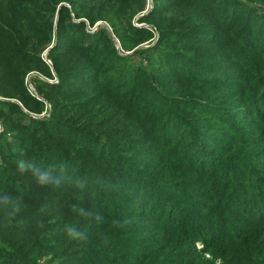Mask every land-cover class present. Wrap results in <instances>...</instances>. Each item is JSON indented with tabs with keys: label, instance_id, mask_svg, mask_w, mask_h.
<instances>
[{
	"label": "trees",
	"instance_id": "16d2710c",
	"mask_svg": "<svg viewBox=\"0 0 264 264\" xmlns=\"http://www.w3.org/2000/svg\"><path fill=\"white\" fill-rule=\"evenodd\" d=\"M113 3L127 6L122 25L101 11ZM137 6L147 0H0V264H264V157L252 158L264 143V0H154L150 28L128 21ZM84 18L112 24L137 63ZM200 45L224 57L206 61ZM34 70L57 79L38 81L49 119L10 101L30 107ZM105 106L121 128L61 120ZM21 161L53 168L52 182Z\"/></svg>",
	"mask_w": 264,
	"mask_h": 264
},
{
	"label": "rangeland",
	"instance_id": "374dc122",
	"mask_svg": "<svg viewBox=\"0 0 264 264\" xmlns=\"http://www.w3.org/2000/svg\"><path fill=\"white\" fill-rule=\"evenodd\" d=\"M110 1H112V0H110ZM115 2H116V0H115ZM127 4H129V3H127ZM120 5H122V6H120ZM153 5H154V0H147V7L145 8L146 10H142L141 8H138V6L135 7L134 9L130 10L129 11V15H128V21H131L133 23L134 27L137 26L139 28H142V27L150 28V25L148 23L142 22L141 17L144 16L148 12V10H152L153 9ZM126 7L127 6H125V4H119L118 5L117 3H115L111 7V9H109L106 5L102 6L101 7V9H102L101 11H102L103 14H105L104 15L105 17L106 16L114 17L116 19L115 23L117 25H120V24L122 25V24H124V22L122 20L120 21V19L118 21L117 18L119 17V14L124 12ZM260 10H262V8H260ZM97 11H98V9L95 10V12H97ZM115 12L118 13L117 16H115ZM80 21L86 23V25H87L86 29H88V30H91L93 28L96 29L97 27L98 28L99 27L106 28V30L112 36V38H113V40L115 42V46H116L117 52H119V54H122V55L130 56V58L133 60V62L135 64L137 63V60H139L140 55H138V54L136 55L135 52H131V53L129 52L128 53V52H125L122 49V46H121V44L119 43V41L117 39V36L113 32L112 24L108 23L105 20H102V21L98 22L95 25V27L92 28V26L90 25L89 21L86 18H84L83 20H80ZM196 26H197V23H188V25L184 26L183 29L191 28L195 32L196 31L199 32V31H202V30H206L205 28H199V27H196ZM153 33L155 34V38L152 39L151 41L147 42V43L139 45L136 48L135 51H137V49H145V48L149 49V48L153 47L154 44L157 42L158 36H159L158 32L154 31ZM221 35L225 36V33L223 32ZM205 48H206V46H201L200 45L198 47L192 48V52L195 53L196 55L202 57L206 61H208V60L214 61V60H216L218 58H223L224 57V55L222 54L223 52L217 51V53H216L213 50L214 48H210V49H208V48L205 49ZM42 54H43V56H42L43 60L46 62V64H48L51 67L52 63L50 62V59L48 57V55H49L48 54V50H45ZM260 63H262V62H260ZM224 66L228 67L226 64ZM38 81H44V82L49 83V84H51V83L54 84L57 81V79L54 78V79L50 80L46 76H44L41 72H39L37 70H34V71L30 72L26 76V78H25V89H27L28 95L30 97V100H29V104L30 105L29 106L31 108L30 107H28V108L31 109V111H29L27 106L22 104V102L18 98L10 100V101L15 103V105L20 106L24 112L29 114L34 119L35 118H38V119H40V118L49 119L51 114H52V112H53L52 111L53 110V106H51L52 103L50 101V98L47 95L43 94L44 91H46V90L41 88V86L38 84ZM160 85L165 86L163 84H160ZM182 88H183V85L181 86V89ZM199 92L201 93V95H206V96H207V94L208 95L215 94L217 97L222 96L223 97L222 100H215L216 98L210 97V99L218 101L219 104H221V103L225 104V102H227L226 100L230 99V96H228V93L230 92L229 89H225V90H222V91L211 92L208 89L206 90L203 86H201ZM173 93H170V94H173ZM164 94H166V93H164ZM80 98H82V97L81 96H77V97H73L72 100L73 99H80ZM32 100H34V102ZM106 100L107 99L104 98L101 101H99V103L104 104ZM35 101L40 103L41 105L34 104ZM75 101H78V100H75ZM60 102H61V100H60ZM75 103H77V102H75ZM76 105L73 104L72 108L77 107ZM35 108L39 111V113H38V111L37 112L33 111V109H35ZM71 111L69 113H67L68 115L65 118H62V119L60 118V119L64 120L65 122H70L71 118L74 117V118L77 119L76 121H78V122H80L82 124H85L88 127H94V128H97V127H99L101 125H104V124L105 125H112V127H114V128H121L120 126H122V124L120 122L117 123V120H119V116H117L118 112L116 111V108H114L113 106H112V108H107L105 106L102 111L87 110L86 113H84L82 116H80L78 118H77V116L82 114L83 112L79 111V112L76 113L77 110H75V112H73L71 114ZM106 121H108V123H106ZM208 125L209 124H207V126ZM215 125H218V124L216 123ZM218 127H220L222 129V131L226 129L222 125H219ZM3 130H4V124H2V121L0 120V133ZM206 131H208V130H206ZM18 132H14V135L16 133H18ZM217 133H219V132H217ZM262 147H264V143L258 142L257 145H255L254 148H252V152H254L256 154H259L258 156L252 157L253 161H255L256 163L261 161V158L264 157V152H263ZM20 196H21V194L17 196V201L20 199ZM21 198H22V200H24L26 197L22 196ZM58 210H59L58 207H51L50 208V213H53V215H54L53 216L54 218H52V220H55L56 218H60L61 217V212H59ZM15 237H18V236L16 235ZM198 246H201L200 243H198Z\"/></svg>",
	"mask_w": 264,
	"mask_h": 264
},
{
	"label": "clouds",
	"instance_id": "9594fccd",
	"mask_svg": "<svg viewBox=\"0 0 264 264\" xmlns=\"http://www.w3.org/2000/svg\"><path fill=\"white\" fill-rule=\"evenodd\" d=\"M19 167L20 169L23 170H30L34 173V175H36L37 179H38V183L41 186H47L48 184H50L53 180V168H46L43 171H41L39 168L36 167V165L33 162H19ZM78 206L77 205H73L72 209L75 210ZM80 212L81 215H84V210L83 208H80ZM95 219L97 221H100L102 219L101 216H99V214L96 215ZM67 233L68 235L74 239V240H86L87 239V235L86 232L83 231H78L75 227H67Z\"/></svg>",
	"mask_w": 264,
	"mask_h": 264
}]
</instances>
